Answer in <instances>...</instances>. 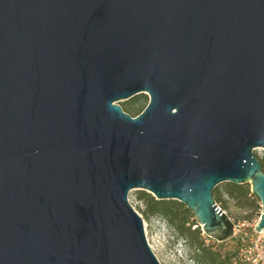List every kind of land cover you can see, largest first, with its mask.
<instances>
[{"label":"water","instance_id":"95a60500","mask_svg":"<svg viewBox=\"0 0 264 264\" xmlns=\"http://www.w3.org/2000/svg\"><path fill=\"white\" fill-rule=\"evenodd\" d=\"M258 147L264 0H0V264H162L133 189L223 242L250 184L260 232Z\"/></svg>","mask_w":264,"mask_h":264},{"label":"rangeland","instance_id":"374dc122","mask_svg":"<svg viewBox=\"0 0 264 264\" xmlns=\"http://www.w3.org/2000/svg\"><path fill=\"white\" fill-rule=\"evenodd\" d=\"M149 99L147 93H140L119 103L122 107L132 108L135 112L141 113ZM255 153L259 159L264 160L263 147H258ZM139 190H131L129 200L143 216L141 210L145 208V205L137 198ZM229 205L230 208L225 211L235 224L234 236L224 242H218L202 231L205 242L224 254L236 253L240 264H250V258L257 256L264 246V230L258 232L255 229L262 213V202L257 200L253 209L241 208L234 200H230ZM144 226L147 239L162 264H199L192 257L193 249L189 242L183 238H177L175 229L168 222L159 217H152L149 220L144 219Z\"/></svg>","mask_w":264,"mask_h":264},{"label":"trees","instance_id":"16d2710c","mask_svg":"<svg viewBox=\"0 0 264 264\" xmlns=\"http://www.w3.org/2000/svg\"><path fill=\"white\" fill-rule=\"evenodd\" d=\"M123 109L132 116L140 112H135L128 107H123ZM260 161L264 170V160L260 159ZM137 198L145 205V208L141 210L143 218L149 220L152 217H159L168 222L175 229L177 238H183L189 242L193 249L192 257L199 264H240L236 253L224 254L206 244L195 215L180 201L159 200L145 190H139ZM214 198L224 210L230 208V200H234L237 206L247 209H253L255 202L260 201L258 196L252 192L250 184L237 185L231 182L217 185L214 189Z\"/></svg>","mask_w":264,"mask_h":264},{"label":"built area","instance_id":"2783aa9c","mask_svg":"<svg viewBox=\"0 0 264 264\" xmlns=\"http://www.w3.org/2000/svg\"><path fill=\"white\" fill-rule=\"evenodd\" d=\"M250 264H264V246L261 252L257 256L250 258Z\"/></svg>","mask_w":264,"mask_h":264}]
</instances>
